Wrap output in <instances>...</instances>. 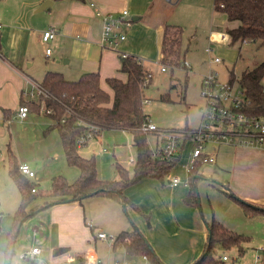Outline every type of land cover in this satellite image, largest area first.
<instances>
[{
  "label": "crops",
  "instance_id": "obj_1",
  "mask_svg": "<svg viewBox=\"0 0 264 264\" xmlns=\"http://www.w3.org/2000/svg\"><path fill=\"white\" fill-rule=\"evenodd\" d=\"M45 1L0 0V22L3 24L0 33V212H10L6 216L0 215V264L5 263V251L11 245L8 234L21 201V193L9 168L5 172L3 154H9L10 149L13 153L16 151L17 154H14L18 163L26 162L33 170L40 164L42 156H52L58 164L49 171L51 176L62 174L72 180L79 175V169L69 165L66 160L59 132L57 134L54 132L56 130L49 129L52 122L49 125V120L34 116L32 112L36 110H30L26 118L18 116L23 91L29 88L31 80L41 82L47 71L61 72L70 80L78 79L85 72L99 71L102 87L112 94L106 79L113 76L127 78L120 70L121 54L134 55L141 58L143 63L159 59L167 23L185 26L186 31L197 25L196 30L201 28L208 34L210 43L217 39L215 34L211 40L210 30L218 27L227 30L238 25L237 21H230L226 14L215 9L214 0H176L171 6L170 0H50L51 3L43 7ZM123 9L129 10L132 19L131 25L125 30L126 39L117 48L103 46V19L97 12H118ZM48 28L55 30V36L45 42L42 35ZM47 48H51L50 53H47ZM109 130L116 129L104 130L103 134ZM125 132L130 133L133 144L132 133ZM100 135L90 139L79 151L84 157H96L99 178L115 179L117 171L113 167L120 162L115 161L112 166L104 165L97 158L93 147L89 146ZM159 142L156 141V144ZM209 145L212 148L207 152L215 157L217 170L227 175L219 182L222 186L220 191L226 195L227 191L234 193L248 202L264 207V147L227 144L232 157L230 162H223L219 151L222 144ZM109 148L102 147L101 151H111L115 156L116 146ZM132 158L135 160L131 155L126 162L134 163ZM177 165L178 163L174 172L178 169ZM180 167L182 168V164ZM200 167L195 178L202 175ZM182 177V182L178 184H172L169 180L166 183L155 178H143L126 188L125 195L143 212H137L128 206L136 216L135 223L132 221L131 224L127 222L124 213L127 209L124 205L107 195L90 196L82 201H62L47 206H44V198L34 199L28 207L34 212L20 224L12 243V247L15 246L16 249L17 246L19 252V260L15 264H20L21 260L27 261V264H104V255H100L97 250L98 243L108 246L111 256L115 257L114 264H133L138 260L127 253L124 245L114 246V242L99 238L97 233L103 231L116 237L124 230H132L134 224L148 239L164 264H188L195 261L204 250L209 224L200 218L196 205H187L185 196L191 184L190 180L186 183L188 174L184 172ZM31 180L40 185L43 177L36 172ZM228 197L232 199V196ZM8 201L11 206L9 211L5 207ZM232 201L243 212L244 209L234 198ZM227 204L230 207L233 205L230 202ZM146 214L150 216V224L144 220ZM248 216L244 213V216L235 217V220L243 222V219L248 218L247 221L252 226L243 232L253 230L255 233L259 228V218L263 215ZM217 218L226 227L242 230L227 223L231 219L225 221L221 217ZM155 225L157 228L162 227L164 234H168V241L164 246L154 238H157L156 233L152 234V227ZM24 226L26 230L21 234ZM28 226L33 228L32 233L28 232ZM37 237L40 243H36ZM183 239L188 243L186 247L180 242ZM34 246L41 249L38 259L29 261L20 257L23 251Z\"/></svg>",
  "mask_w": 264,
  "mask_h": 264
},
{
  "label": "trees",
  "instance_id": "obj_2",
  "mask_svg": "<svg viewBox=\"0 0 264 264\" xmlns=\"http://www.w3.org/2000/svg\"><path fill=\"white\" fill-rule=\"evenodd\" d=\"M214 6L217 11L226 14L230 21L238 22L236 27L227 29L231 43L259 40L260 44L264 45V0H214ZM183 34L182 26L172 23L165 25L161 42V64L185 66L182 60L186 53V49L183 48ZM120 70L127 75L126 79L117 76L106 79L113 91L112 94L102 87L99 71L85 72L76 80L67 79L58 71H47L39 82L48 92L44 104L53 109V112L43 111L54 121L49 129H56L59 132L66 160L69 165L79 169V175L71 181L62 174L56 175L52 178L49 189H39L31 178L21 173L16 155L9 150V173L21 193V201L8 234L11 245L5 251L4 264H9L12 243L20 224L34 212L28 209L34 199L44 198V206H47L62 201H82L90 196L107 195L121 202L125 209L130 206L135 211L143 213L138 205L125 195V189L143 178H155L165 182L167 175L174 170L182 157L178 156L175 160H160L152 156L148 143L150 132L145 133L140 129L150 117L144 111L146 99L144 88L149 83L150 73L145 69L141 59L129 54L126 56L121 54ZM263 79L264 61L253 68L243 70L239 76L232 70L229 79L231 83L239 82L246 96L251 99L249 112L259 116H264ZM21 104H27L30 110L40 111V100H27L22 97ZM7 118L6 116L5 119ZM90 125L98 128L99 133L94 132V137L108 129L132 133L133 146L137 150L133 173L117 163L115 179L99 178L96 157L81 155L79 148L82 145L79 146L77 143L78 137L90 130ZM87 143L88 140L83 146ZM201 164L202 161L199 159L189 173L191 185L185 196L187 205L198 204L194 182ZM33 188L35 191H32ZM227 194L232 196L248 215H264V207L248 202L234 193L227 191ZM145 217L150 224V216L146 214ZM246 239L241 233L213 219L208 226V239L202 254L188 264H224L217 255L216 245L222 244L224 247L235 245L241 249ZM117 245H124L131 256L146 255L152 264H164L135 224L132 230H124L115 237L114 246Z\"/></svg>",
  "mask_w": 264,
  "mask_h": 264
},
{
  "label": "rangeland",
  "instance_id": "obj_3",
  "mask_svg": "<svg viewBox=\"0 0 264 264\" xmlns=\"http://www.w3.org/2000/svg\"><path fill=\"white\" fill-rule=\"evenodd\" d=\"M175 1L176 0H170L169 5L171 6ZM226 24H228V22H226ZM182 27L184 29L183 48L186 49L185 56L182 60L189 62L191 65L190 68H186L183 65L180 67L164 65L161 64L160 58L151 61H144L143 63L145 69L150 73L149 83L144 88V95L146 99H149V101L144 103V111L151 117L154 124L164 129H181L186 127L195 128L199 126L202 119L201 108L206 102L201 94V83L206 74H215L218 72V79L221 81H229L232 70L237 76H239L243 70L253 68L264 61V45H261L259 40H249L244 43H227L220 41L217 37L215 41L210 43L208 34L204 33L201 28L196 30L197 25H195V28L190 31H186L185 26ZM209 32H211V30ZM208 46L211 47L212 52H208ZM214 55H217L222 60L220 62H210V58ZM163 67L165 68L163 69ZM234 84L236 87L240 85L238 81H235ZM30 88L31 85L28 89ZM36 111L32 112L34 116H40L45 121L49 120V125L54 124V121H51L52 118L49 115L42 110H40V112ZM111 131L113 130H109L106 134H103L102 132V135L92 140L89 146L93 147L97 158H100L104 165L112 166L113 162L115 165V161H119L127 166L130 173H133L134 163L126 162L131 155H133L135 160L137 159V150L132 144L130 133L122 130L118 131V129L113 132ZM54 132L58 134L57 130ZM158 140L160 141L161 139L157 133L150 132V134H148V143L150 147H155L156 141ZM114 146H116L115 156L111 151L108 153L101 151L102 147L113 148ZM228 146L229 145L227 144H222L219 147L220 157H222L223 162H230L232 157ZM211 148V145L205 146L206 151ZM14 153L17 154L16 151H14ZM188 154L189 148L186 147L182 153V158H180L178 162V169H176L175 172L172 170L173 174L180 175L181 177L184 176L185 171L184 169L182 170L180 166L186 162ZM3 157V166H5V172H7L9 167L8 153L6 152L3 154ZM42 157L43 159L39 160L40 164L36 165L34 171L43 177V181L40 182L38 188L46 190L51 187L52 178L54 177L49 174V171L57 166L58 162L55 158L53 159L52 156L45 155ZM113 170L115 172L117 171L116 166L115 168L113 167ZM200 172H202V175L200 174V177L194 182L196 195L198 197L196 208L199 212L200 218L208 224L211 223L213 219H218L217 217H221L225 219V221H230L228 219H231V222L227 223L234 224L242 230H235L229 226L228 227L241 233L247 238L246 241L243 242L241 249L239 246L235 245L224 247L222 244H217V255L220 258L224 254L228 255L229 260L227 261V264H264V215L260 216L259 228L255 230V233L252 232L253 230H248V233L243 232L244 229H250L249 227L252 226V224L247 221L248 218L243 219V222H240L241 220H235V217H242L244 216V213L249 217L248 214L244 210L243 213L238 207V204L233 203L232 197L230 200L228 195L220 191L222 186L219 182L224 179V176L227 177V175L217 170V164H215V162L208 161L202 162ZM185 173L187 174V172ZM68 180L71 181V179ZM166 180L165 182L168 183V180ZM7 192L9 193V191ZM228 202L233 204L232 207L227 204ZM8 204L9 201L5 206L8 209L7 211L11 208ZM124 213L127 217L128 224H131L132 221L135 223L136 216L133 215L129 209H127V211L124 210ZM7 214H10V212L2 214L0 212V215L6 216ZM144 220L148 222L147 219ZM150 221L149 218V222ZM25 230L26 226L22 228L21 234H24ZM32 230V227L28 228V232L32 233ZM163 231L164 229L162 227L157 228V225L152 227V234L156 233L157 235V238L155 236L154 238L164 246L168 241V234H164ZM39 241V237H37L36 243H40ZM180 242H182L184 247L188 244L185 239ZM97 250L100 255L106 257L102 256L104 264H108L109 262L110 264H114L115 257L114 255L111 256L107 245H104V243H98ZM11 252L9 264H15L19 260L17 246L16 249L15 246L14 248L12 247ZM135 259L138 260L137 262H142L143 260L142 256H135ZM131 260L133 261V259ZM19 262L20 264H27V261L25 260Z\"/></svg>",
  "mask_w": 264,
  "mask_h": 264
},
{
  "label": "built area",
  "instance_id": "obj_4",
  "mask_svg": "<svg viewBox=\"0 0 264 264\" xmlns=\"http://www.w3.org/2000/svg\"><path fill=\"white\" fill-rule=\"evenodd\" d=\"M97 14L103 19V31L101 44L110 48H117L120 42L126 39V28L131 25L132 19L129 10L123 9L118 12L103 13L98 11ZM3 24L0 22V33ZM222 42L231 43V38L227 30L218 27L216 30H211L210 38L214 35ZM55 36V30L48 28L44 31L42 39L45 42L50 41ZM247 42V41H245ZM208 52H212L210 46L207 47ZM51 52V48H47V53ZM126 56V53H122ZM222 59L217 55L210 58V62H220ZM185 67L190 68L189 62L184 60ZM165 67H163L164 69ZM235 83V82H234ZM230 81H221L217 77V73L206 74L201 83V94L205 98V105L201 108L202 119L198 127L195 128H160L152 122L151 117L148 118L140 129L142 132H155L160 137V142L151 147L153 157L160 160H175L178 156H182L186 147L189 148L187 160L182 164V168L189 175L190 171L201 159V161L214 162L215 157L205 150V146L232 144V145H248L256 147H264V116H259L249 112L248 108L251 105V99L246 96L244 89L238 85L235 86ZM31 88L23 91V97L27 100H40V110L45 112H53L52 107H46L44 104L45 97L48 92L44 87L31 80ZM149 99H145V102ZM30 109L27 104H20L17 114L20 118H26ZM89 131L78 137L77 143L83 146L87 140L94 138V132H98L95 125H90ZM81 146V147H82ZM182 158V157H181ZM131 161L134 162L133 158ZM19 169L21 173L32 178L35 176V171L26 163H20ZM171 171L167 175V179L172 184L182 182L179 175L173 174ZM189 179L186 180V183ZM35 191V188L32 189ZM99 238H107L110 242H114L115 237L106 232L99 231ZM41 249L34 246L20 254L22 259L35 261L39 258ZM92 257V255H91ZM142 262H134L133 264H152L146 255L142 256ZM72 259V258H70ZM224 264L229 260L228 255L221 256ZM100 263V260H97Z\"/></svg>",
  "mask_w": 264,
  "mask_h": 264
},
{
  "label": "water",
  "instance_id": "obj_5",
  "mask_svg": "<svg viewBox=\"0 0 264 264\" xmlns=\"http://www.w3.org/2000/svg\"><path fill=\"white\" fill-rule=\"evenodd\" d=\"M50 3H51V1H50V0H46V1L44 2V4H43V7H45V6L49 5Z\"/></svg>",
  "mask_w": 264,
  "mask_h": 264
}]
</instances>
